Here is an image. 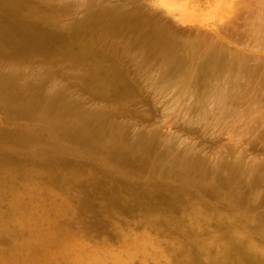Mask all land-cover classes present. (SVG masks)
Segmentation results:
<instances>
[{"label":"bare ground","instance_id":"bare-ground-1","mask_svg":"<svg viewBox=\"0 0 264 264\" xmlns=\"http://www.w3.org/2000/svg\"><path fill=\"white\" fill-rule=\"evenodd\" d=\"M183 1L199 4L186 7L184 13H189L184 17L189 21L207 6L223 11L228 20L246 15L247 21H253L250 35L264 44V0ZM62 2L66 0H0V54L17 61L11 67L0 66L2 81L19 73L1 98L22 116L41 105L39 110L46 111L70 142L82 133L86 139L82 152L58 142L52 143L51 153L32 148L0 156V237L7 241L0 242V264H264V178L233 170L207 184L202 161L182 152L173 154L171 142L161 133L118 134V122L103 110V103L113 105L125 97L116 57L99 40V21L56 26V20L62 19L57 7ZM44 18L49 25L41 23ZM200 30L207 32L204 25ZM143 44L139 58L148 57L170 71L165 75L183 77L182 81L188 73L225 70L231 64L230 57L218 55L205 36L179 42L154 28ZM232 62V72L239 73V64ZM56 64L77 75L81 90L102 106L89 111L76 100H67L53 76L50 81L40 77L43 71L57 72ZM27 70L48 86L30 85L23 79ZM198 81L201 84L202 78ZM65 104L68 111L75 109L71 114L76 117ZM4 111L0 104V131ZM22 128L26 136L20 143L31 148L40 141L36 145L42 150L43 130L25 124ZM41 155L56 163V172L35 163ZM105 175L116 176L120 183L112 185ZM253 184L251 210L246 211V204L233 199H245ZM102 187L103 197L117 193L121 203L108 206L95 198ZM91 213L112 215L108 225L117 238L115 245L88 237L86 222L80 226L77 221L88 220ZM126 215L129 218H122Z\"/></svg>","mask_w":264,"mask_h":264},{"label":"rangeland","instance_id":"rangeland-1","mask_svg":"<svg viewBox=\"0 0 264 264\" xmlns=\"http://www.w3.org/2000/svg\"><path fill=\"white\" fill-rule=\"evenodd\" d=\"M174 1L66 0V3L57 5L62 19L56 20V26L63 27L66 22L76 21H99L98 25H102L99 40L103 47L110 48L116 57L118 76L122 77V93L125 94V97L121 100L118 98L113 105L106 106L103 103V110L121 127L118 134L128 137L127 134L141 131L149 134L150 131L161 133L164 136L162 139L171 142L173 154L182 152L187 158L202 161L203 168L209 175L207 184L215 183L217 177H226L233 170L242 174L249 171L250 178H264V44L257 42L249 33L253 21H247L246 15L238 20H228L230 16L221 10L211 9L210 6L202 8L203 12L198 11L189 21L184 17L189 13H184L186 7H196L199 4L191 2L190 5L183 0ZM210 5L213 6V3ZM49 21L44 18L41 23L47 22L49 25ZM78 25L86 35L90 33L85 31L86 26L81 23ZM201 25H204L207 32L200 30ZM154 28L172 34L179 42H193L197 35L205 36L218 55L226 54L230 57L231 64H228L225 70H204L202 74L188 73L184 76L185 81H182L183 77L165 75L170 71L162 70L159 64L146 56L138 57L142 53L143 40L151 36V30ZM138 29L143 30L139 35ZM262 36L264 37V33ZM34 61L41 65L37 58ZM232 61L239 64L237 67L240 74L232 72ZM12 62L17 63L0 54V66L11 67ZM21 66L27 67L24 63H21ZM56 68L57 72L53 75H50V71H43L40 77L45 75L50 81L53 76L60 84L59 91H66L67 100L74 99L89 111L102 106L99 101L93 100L81 90L78 76L72 74L68 67L56 64ZM2 75L4 74L0 72V104L5 111L1 114L7 115L5 119H1L3 128L0 131V156L8 153L11 157L14 154L12 150L20 153L32 148L39 152H48L52 143L58 142L66 143L81 152L86 149L82 143L86 140L83 133L70 142L71 138L60 128L57 129L46 111L39 110L41 105L34 108L29 116L13 112L1 98V92L12 84L19 73L13 72L15 78L4 81ZM38 77L27 70L23 79L29 80L30 85H36L37 88L48 86L45 80ZM199 77L202 78L201 84ZM64 103H67L66 100ZM64 106L68 111L69 104ZM70 111L68 112L71 116H77L71 114L76 113L75 109L71 108ZM66 114L67 112L62 116ZM22 124L43 130L41 138L46 140L41 144L42 150L36 145L40 143L38 140L31 148L20 143L26 136ZM8 134H17V137L8 138ZM84 135L87 136L86 133ZM93 149L97 148L93 146ZM35 163L48 171L56 172V163L50 157L41 155ZM94 169L103 176L102 168L96 165ZM105 176L114 186L120 183L116 176ZM255 188L256 185L253 184L245 199L236 196L233 203L246 204V211L251 210V189ZM100 191L94 197L99 198L102 203L104 201L108 206L121 203L119 194L103 197V187ZM122 218H129V215ZM110 219L113 220L111 214L103 218L91 213L88 220L79 219L77 222L80 226L82 221L86 222L88 237L107 240L115 245L117 238L108 225ZM0 242L5 244L7 241L0 237Z\"/></svg>","mask_w":264,"mask_h":264}]
</instances>
